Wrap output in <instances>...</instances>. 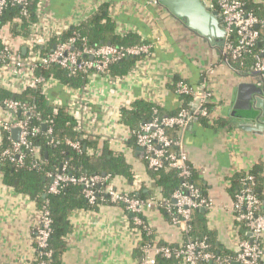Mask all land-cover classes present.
Instances as JSON below:
<instances>
[{
    "label": "crops",
    "instance_id": "1",
    "mask_svg": "<svg viewBox=\"0 0 264 264\" xmlns=\"http://www.w3.org/2000/svg\"><path fill=\"white\" fill-rule=\"evenodd\" d=\"M252 2L264 13V0ZM46 3L54 21L70 25L82 24L102 4L109 3L117 33H136L144 45L151 46L150 57L143 58V63L130 75L120 81L95 76L87 93L91 110L88 132L96 141L109 145L111 141L113 150L123 151L131 158L136 166L134 171L147 181L153 194L160 195L161 191L149 180L142 152L137 153L139 147L134 150L128 146L130 129L118 124L114 119L116 113L139 100L159 104L167 113L178 112L182 101L170 89L175 78H183L193 87L211 86L216 94L215 113L219 120L228 119L229 125L215 130L194 122L184 133L185 150L196 169L198 187L214 204L205 211L209 229L225 249L237 253L241 239L233 214L232 178L248 172L259 161L264 163V133L241 130L239 125L245 120L232 117L231 112L238 86L261 83L259 76L252 71L245 74L233 71L217 47L189 30L158 0H46ZM262 34L264 42V31ZM52 97L64 104L71 98L63 88H56ZM131 184L124 186L120 181L125 189H130ZM84 211L77 210L71 215L73 229L66 237L62 264H140L142 257L137 255L140 239L132 231L123 207L110 204L98 211ZM145 216L158 242L177 245L184 242L185 233L170 223L163 210H149ZM38 224V204L5 185L0 173V264H34Z\"/></svg>",
    "mask_w": 264,
    "mask_h": 264
},
{
    "label": "built area",
    "instance_id": "2",
    "mask_svg": "<svg viewBox=\"0 0 264 264\" xmlns=\"http://www.w3.org/2000/svg\"><path fill=\"white\" fill-rule=\"evenodd\" d=\"M203 1L211 9L218 10L222 18L225 30V45L222 53L228 66L237 72L231 67L229 58L244 59L258 47L259 50L253 55L251 71L258 75L264 84V42L261 30L264 28V19L248 11L243 0ZM30 2V0H0V89L17 95L32 90L40 91L48 99L55 112L59 108H66L69 114L77 120L76 130L81 134L79 141L69 140L67 144L78 152L84 151L86 149L81 141L95 140L94 135L88 132L91 130L88 127L91 110L88 104L87 89L93 82V78L95 76L109 77L107 70L123 58L141 57L142 60L150 57L152 48L149 45L131 48H117L111 45L92 47L87 44L85 38L74 31L73 36L67 41L58 43L50 49L52 38L60 37L65 32L80 26L81 23L70 25L54 21L47 8L46 0H40L36 10L37 19L31 22ZM13 8H20V16L28 19L25 34L13 32V29L22 21L21 17L14 18L13 21H3L4 14ZM46 48L49 51L42 52ZM141 60L133 69L143 63ZM52 67L67 71L69 77L88 74L89 82L86 86L75 89L63 85L55 76L46 78L36 73L38 69L49 70ZM121 79L118 78L116 81ZM179 79L175 94L178 97L192 96L191 110L182 107L183 102H181V108L176 115L160 116L159 110L155 108L148 122L143 123L137 130H130L131 138L134 137L136 146L143 149V159L148 168L159 171L167 164L169 168L180 171V176L184 181L181 187L174 192L171 200L162 199L156 193L149 199L136 197L134 194L142 189L144 181L138 172H134V180L129 190L119 187L120 185L112 180L111 175L107 174L75 177L68 174V164L63 165L56 172L46 173V179L49 180L48 193L58 195L68 185H81L83 197L89 204L96 205L98 202L108 201L111 204L123 206L127 214L134 216L135 226L132 231L139 236V239L141 229L151 232L142 216L146 217L147 211L156 208L166 212L170 223L182 229L187 235L194 213L197 210L212 208L214 204L211 199L203 196L201 190L190 180L191 169L188 165L190 161L185 150L184 133L194 123L195 116L199 119H207L210 124L219 118L215 113L216 94L211 86L202 84L200 87H193L185 79ZM56 88H63L69 93L71 98L68 104H64L59 98L52 97ZM32 98L31 93L26 95L27 101ZM27 101L8 99L0 103V157L1 161H9L18 168H22L26 150H29L32 157L36 156L32 168L40 169L43 161L37 158V151L32 147L31 137L40 134L47 123L42 121L39 127L34 126L33 121L40 120V117L36 108ZM154 105L161 107L156 103ZM118 123L122 125L120 121ZM174 128L179 131L177 137L170 134ZM14 130H19L17 137L12 133ZM4 132L9 134L8 139L11 144L1 152L4 143L2 133ZM47 133L51 135L52 130H48ZM53 143L54 140L51 139L50 144ZM110 146L112 148L111 141ZM172 148L177 150L172 152ZM94 153L95 150L90 149L87 154L93 155ZM243 182L244 189L235 196L233 214L235 220L239 219L247 224L254 237L252 243L250 239L239 242L238 252L233 261L216 257L210 251L206 239L192 240L187 237L178 247L158 245V243L146 245L140 264H157V257L176 258L183 264L213 262L216 264L235 262L264 264V250L258 243V240L263 239L264 236V215L260 213L262 201L254 194L252 188L254 178L247 176ZM78 211L83 212L84 210ZM52 233L51 212L47 206L39 207V224L35 234L37 255L34 264H50L48 258L53 256L50 247Z\"/></svg>",
    "mask_w": 264,
    "mask_h": 264
},
{
    "label": "trees",
    "instance_id": "3",
    "mask_svg": "<svg viewBox=\"0 0 264 264\" xmlns=\"http://www.w3.org/2000/svg\"><path fill=\"white\" fill-rule=\"evenodd\" d=\"M29 13L30 21L34 22L37 19L36 10L40 0H30ZM245 7L248 11L253 12L260 19H264V13L260 12L259 5L252 2V0H243ZM110 4H102L97 11L84 21L80 26L65 32L60 37H54L50 41V49L56 44L67 41L73 36L74 31H77L82 38H85L87 44L92 47H99L102 45H111L117 48H131L144 45L141 38L136 33H127L126 35H120L116 31V23L109 14ZM20 8H13L9 10L3 16V21H13L14 18H19ZM22 21L18 26L13 29L14 33L21 34L26 33L28 22L26 18L21 17ZM262 32L264 28L261 29ZM263 37V36H262ZM258 47L244 59L233 60L229 58V63L237 72L245 74L251 71L253 64V55L257 53ZM49 51L48 48L42 50V52ZM141 60V57H126L121 61L113 64L107 70V74L111 78H124L127 76L134 66ZM37 74L43 75L46 78L55 76L61 81L63 85L71 88H81L88 84V74H80L78 76H68L67 71L52 67L49 70L38 69ZM179 78L173 80V84L170 85V89L175 94L176 85L179 82ZM188 82V81H186ZM32 94L33 98L30 101L26 100V95ZM183 102V106L186 109L192 108V96L179 97ZM17 99L21 101H27L30 105L34 106L38 112L40 120H34V126L39 127L42 121L47 123V126L36 137H31L32 147L37 151V158L42 160L40 169H33L32 165L36 161V156L32 157L29 150H26V158L22 168H18L9 161H1L0 157V172L3 175V182L5 185L13 187L18 193L29 196L34 200L40 208L47 206L51 212L53 219V233L50 240V247L53 251V256L48 258L50 264H62V257L67 249L66 237L72 232L71 215L77 210H91L98 211L103 205H110V202H98L96 205L89 204L83 197V187L81 185H68L58 195H52L48 193L49 180L46 179L47 172H56L63 165L68 164V174L75 177L80 176H96L111 175L112 180H122V185H128L134 180V166L128 161L126 154L122 151L113 150L109 143L101 140L86 139L81 141L82 146L86 150L81 152L76 151L73 147L67 144V141H79L81 134L76 130L78 125L77 120L69 114L66 108H59L57 112L50 106L48 99L42 95L40 91L32 90L25 94L17 95L12 92L4 91L0 89V103L5 100ZM159 110L160 116L176 115L178 112L167 113L161 107H157L154 104H150L146 101L139 100L134 102L130 108L121 109V124L131 131L137 130L143 123L148 122L154 113V109ZM203 126L220 129L226 128L229 125L228 119H218L213 124H210L207 119H199ZM48 130H52V134L49 135ZM170 134L174 137L179 135L178 129L174 128L170 131ZM4 143L1 148V152L10 146L11 142L8 139L9 134L7 132L2 133ZM51 139L54 140L53 144H50ZM128 146L131 149H136L135 139L132 137L129 140ZM93 149L95 153L88 155V150ZM176 148H172L171 151H176ZM146 173L156 187L160 189V196L162 199L171 200L172 195L176 192L183 183V178L180 176V171L177 169L169 168L166 164L162 170L155 171L146 165ZM191 169L190 180L197 185V172L194 166L188 162ZM247 176L254 178L253 191L254 194L262 201V207L260 213L264 215V163L262 161L257 162L251 170L248 172H242L232 178L231 194L235 200V196L244 189L243 181ZM123 187V186H119ZM150 186L147 181H143V187L140 191L135 192V196L141 199H149L154 195L150 190ZM199 188V187H198ZM129 189V188H128ZM200 189V188H199ZM130 190V189H129ZM148 190V192H146ZM201 190V189H200ZM202 192V190H201ZM206 197L205 193L202 192ZM114 205V204H111ZM121 206V205H117ZM123 207V206H121ZM162 211V210H161ZM166 214V212H164ZM132 228L135 226L133 223V215L127 214ZM167 215V214H166ZM146 224L147 220L142 216ZM168 217V216H167ZM208 216L206 212L197 210L194 213L193 219L190 222V229L185 239L189 237L192 240L206 239L209 244V249L216 257L224 259H230L233 261L236 257V253L231 250L225 249L224 246L218 241L216 234L209 229ZM148 232L141 229L140 242L137 248V255L142 257L143 249L148 244L169 245L171 247H178L177 244H167L164 242H158L154 230L149 226ZM236 230L238 237L242 240H249L248 234L250 230L244 221L236 219ZM261 248L264 250L263 239L258 240ZM157 264H183L181 260L172 258L165 259L157 257ZM202 264H216L202 263ZM231 264V263H226Z\"/></svg>",
    "mask_w": 264,
    "mask_h": 264
},
{
    "label": "water",
    "instance_id": "4",
    "mask_svg": "<svg viewBox=\"0 0 264 264\" xmlns=\"http://www.w3.org/2000/svg\"><path fill=\"white\" fill-rule=\"evenodd\" d=\"M158 2L175 18L182 21L189 30L203 38L205 42L217 47L219 52H223L225 30L218 10L211 9L203 0H158ZM194 109H196L195 105ZM231 116L245 120L239 125L241 130L255 134L264 133V84L262 82L258 84L241 83L238 86L237 99ZM198 119V116H195L194 122ZM43 128L45 130L46 126ZM12 133L17 137L19 130H14ZM142 151L143 149L139 148L137 153ZM201 211L205 212L206 209H201ZM248 237L252 243L253 233H249Z\"/></svg>",
    "mask_w": 264,
    "mask_h": 264
},
{
    "label": "rangeland",
    "instance_id": "5",
    "mask_svg": "<svg viewBox=\"0 0 264 264\" xmlns=\"http://www.w3.org/2000/svg\"><path fill=\"white\" fill-rule=\"evenodd\" d=\"M114 119L119 122L121 121V110L119 112L116 113V116L114 117ZM119 124V123H118ZM128 161L133 165L135 166L133 160L131 158H128ZM136 167V166H135ZM115 182L120 185V180H115ZM151 185V184H150Z\"/></svg>",
    "mask_w": 264,
    "mask_h": 264
}]
</instances>
